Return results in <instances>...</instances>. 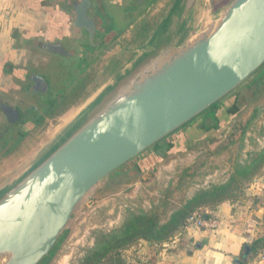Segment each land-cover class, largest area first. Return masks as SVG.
<instances>
[{
	"label": "water",
	"instance_id": "water-1",
	"mask_svg": "<svg viewBox=\"0 0 264 264\" xmlns=\"http://www.w3.org/2000/svg\"><path fill=\"white\" fill-rule=\"evenodd\" d=\"M67 1L73 25L92 37V0ZM216 1L151 0L83 94L0 172V264H53L96 189L123 190L142 156L168 154L189 125L211 128L218 107L262 91L264 0ZM0 111L11 125L24 121L3 99ZM250 256L245 244L234 264Z\"/></svg>",
	"mask_w": 264,
	"mask_h": 264
},
{
	"label": "rangeland",
	"instance_id": "rangeland-1",
	"mask_svg": "<svg viewBox=\"0 0 264 264\" xmlns=\"http://www.w3.org/2000/svg\"><path fill=\"white\" fill-rule=\"evenodd\" d=\"M226 1L228 0H217L216 6ZM129 3L130 1H126L123 5L127 6ZM114 7L115 5L108 1V10H113L111 14L117 16L121 28L128 26L138 13L135 12L136 14L131 16V13L121 12L119 7ZM117 21L115 25L118 24ZM21 35L25 36L22 33H15L13 37V46L16 47L18 58L23 54L29 67L37 66L41 70L61 72L62 66H58L56 57L53 61L46 62V55L37 50L36 46H24L19 42ZM20 62L19 60L17 64H23ZM258 107L257 117L250 123L242 137L240 131L242 122L249 120ZM54 123L55 121L51 120L37 133L29 136L23 147L15 148L10 154L11 157L0 163V172L23 155ZM225 127L220 133L202 134L193 140L188 138L186 150L170 154L151 171L135 174L134 181H130L128 186L119 192L104 195L101 187L96 189L82 205L75 220L73 234L53 264H78L93 249L100 234L120 227L130 213L148 211L166 203V213L162 217V223H165L176 209L199 190L227 182L237 165L250 162L264 149V91L249 101V104L232 118L231 123H226ZM234 132L237 138L234 143L229 144ZM249 184L238 188L235 193L237 195L229 200L234 203L235 209L245 206L247 199L245 188ZM203 208L201 209L204 210ZM201 209L199 211L204 212ZM141 241L145 240H140L120 253L111 255L109 259L107 257L104 264H117L119 258L138 264L140 261L136 253Z\"/></svg>",
	"mask_w": 264,
	"mask_h": 264
},
{
	"label": "flooded vegetation",
	"instance_id": "flooded-vegetation-1",
	"mask_svg": "<svg viewBox=\"0 0 264 264\" xmlns=\"http://www.w3.org/2000/svg\"><path fill=\"white\" fill-rule=\"evenodd\" d=\"M43 1V3L47 2L52 6H56L63 14H68L67 0ZM108 1L115 7H119L121 12L131 13V16L138 12L136 19L151 0H126L130 1L129 5H127L128 8L123 3L112 0H92L89 12L95 18L97 24V30L92 37L83 33L81 29L76 28L73 23L65 28L63 32L50 29V33L40 37H19V42L24 46L34 45L37 50L44 53L47 57L46 62L49 63L51 58L54 60L56 57L58 66H62V70L61 72L47 69L41 70L37 66L27 67V63L25 64L26 69L18 72L17 75H20L23 83L17 87L19 97L16 98V104L21 106L25 118L23 122L14 125L9 124L7 120L8 124L5 122L0 128V157L9 145L13 146L19 140L22 142V138L26 139L37 133L44 125L54 120L83 94L86 86L99 71L101 63H98V59L100 56L118 40L135 20L128 23L125 28H121L117 21V16H112L111 14L113 10H108ZM115 21L118 24L115 25ZM61 47H64L65 52L60 50ZM44 81L48 82L46 86ZM259 86H262V91L255 90L253 97H251L252 99L248 98V101L250 99L253 100L264 91V85L260 83ZM240 97L241 92L239 96H234L231 102H226L218 107V124L211 123V128H208V125L201 120L197 124L190 125L185 130L184 135L176 136L175 139L169 141L173 143V147L168 154L162 156L152 153L141 157L138 160L139 174L149 171V167L154 166L159 160L166 158L170 154L186 150L188 145L186 138L193 140L192 132L196 129L200 130L202 128V131L210 134L220 133L224 129L227 119L238 113L234 110L238 109L240 111L249 104V102L244 101ZM4 98V94L0 93V101L2 99L5 100Z\"/></svg>",
	"mask_w": 264,
	"mask_h": 264
},
{
	"label": "crops",
	"instance_id": "crops-1",
	"mask_svg": "<svg viewBox=\"0 0 264 264\" xmlns=\"http://www.w3.org/2000/svg\"><path fill=\"white\" fill-rule=\"evenodd\" d=\"M112 1L123 3L126 0ZM43 2L0 0V93L4 94L6 102L20 108L16 104V98L19 97L17 87L23 81L17 74L26 69L27 60L23 54L18 58L16 47L13 46L15 33L40 37L50 33V29L63 32L72 25L69 11L63 14L56 6ZM19 60L23 64H17ZM5 122L8 124L7 117L0 111V128ZM26 141H22L20 148ZM3 156L0 157V163L11 157L8 155L1 161ZM261 170L245 188V206L235 209L234 203L225 201L201 209L204 214L213 211L219 215L220 225L217 229L208 230L188 223L169 242L152 244L141 241L136 253L140 261L138 264H234V260L242 256L245 244L251 245L256 238H264V167ZM261 249L255 255L251 252L250 258L243 261L244 264H260L258 255Z\"/></svg>",
	"mask_w": 264,
	"mask_h": 264
},
{
	"label": "trees",
	"instance_id": "trees-1",
	"mask_svg": "<svg viewBox=\"0 0 264 264\" xmlns=\"http://www.w3.org/2000/svg\"><path fill=\"white\" fill-rule=\"evenodd\" d=\"M257 110H259V107L256 108V113H254L249 120L242 122V129H240L242 137L246 134L250 123L257 117ZM235 115L233 114L227 119L226 123H231V120L233 117L235 118ZM225 126L224 129L226 128ZM189 127L190 125L187 129ZM224 129L221 132H223ZM202 134L210 133H205L202 131V128L200 130L196 129L192 132L194 138L200 137ZM180 135H184V133ZM236 135V132L232 133L229 139V144L235 142L237 138ZM26 139H28V137ZM26 139L22 138V141ZM21 143V140H19V142L11 146L10 149L8 148L5 153L3 152L4 156L1 158V161L8 157V155L12 154L15 151L14 149L20 146ZM164 160L165 158L159 160L154 166L149 167L150 171ZM263 167L264 149L261 150L250 162L244 165H237L235 171L227 182L199 190L180 208L176 209L165 223H162V217L166 213V203L155 206L148 211L130 213L120 227L115 228L108 233L100 234L97 237L93 249L78 264H104L107 257L109 259L111 255L120 253V251L133 246L140 240H145L152 244L169 242L177 232H180L187 226V220L196 211L203 207H214L222 202L233 199V197L237 195L235 194L236 190L243 185L251 183ZM263 241L264 238H256L250 245L252 255L257 254L262 248ZM117 261V264H133L132 262H126L121 258L117 259Z\"/></svg>",
	"mask_w": 264,
	"mask_h": 264
},
{
	"label": "built area",
	"instance_id": "built-area-1",
	"mask_svg": "<svg viewBox=\"0 0 264 264\" xmlns=\"http://www.w3.org/2000/svg\"><path fill=\"white\" fill-rule=\"evenodd\" d=\"M188 222L200 228L213 230L219 227L220 217L216 213H213V211L204 214V212L198 210L189 218ZM258 262L264 264V244L258 255Z\"/></svg>",
	"mask_w": 264,
	"mask_h": 264
}]
</instances>
